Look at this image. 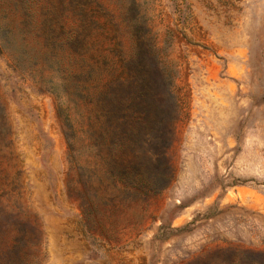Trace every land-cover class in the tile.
Returning <instances> with one entry per match:
<instances>
[{"label": "rangeland", "instance_id": "374dc122", "mask_svg": "<svg viewBox=\"0 0 264 264\" xmlns=\"http://www.w3.org/2000/svg\"><path fill=\"white\" fill-rule=\"evenodd\" d=\"M130 56L172 128L149 193L80 142L88 65ZM0 264H264V0H0Z\"/></svg>", "mask_w": 264, "mask_h": 264}, {"label": "trees", "instance_id": "16d2710c", "mask_svg": "<svg viewBox=\"0 0 264 264\" xmlns=\"http://www.w3.org/2000/svg\"><path fill=\"white\" fill-rule=\"evenodd\" d=\"M135 18L133 24L136 26L139 20ZM90 33V25L77 28L72 37L73 44L87 48ZM145 36L139 37L138 48L144 47L154 58V44ZM117 64L116 61H106L103 66L88 65L84 88L85 128L80 142L84 152L91 155L94 162L84 167L92 169V172L103 170L113 182L123 187L131 185L134 190L154 192L156 179L161 174L152 169L156 166L157 156H151L153 153L150 154L149 149L150 146L156 150L159 145L163 146V139L167 143V137L171 134L167 107L163 105L166 109H163V120H160L155 95L141 87L147 80L143 74L146 65L141 57L122 59L119 66L125 68V75L117 73ZM163 84L166 93L171 95V83L164 72ZM70 140L69 147L76 141L74 137ZM147 143L148 157L144 150Z\"/></svg>", "mask_w": 264, "mask_h": 264}]
</instances>
